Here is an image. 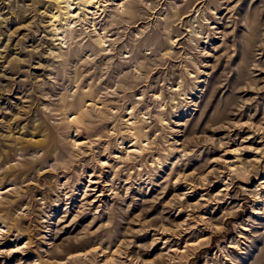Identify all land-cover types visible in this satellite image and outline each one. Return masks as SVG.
I'll return each mask as SVG.
<instances>
[{
	"label": "rangeland",
	"instance_id": "rangeland-1",
	"mask_svg": "<svg viewBox=\"0 0 264 264\" xmlns=\"http://www.w3.org/2000/svg\"><path fill=\"white\" fill-rule=\"evenodd\" d=\"M0 264H264V0H0Z\"/></svg>",
	"mask_w": 264,
	"mask_h": 264
}]
</instances>
